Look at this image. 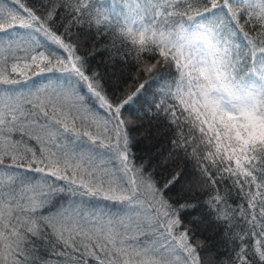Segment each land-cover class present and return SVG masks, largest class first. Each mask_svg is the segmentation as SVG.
Masks as SVG:
<instances>
[{"label":"snow or ice","instance_id":"snow-or-ice-1","mask_svg":"<svg viewBox=\"0 0 264 264\" xmlns=\"http://www.w3.org/2000/svg\"><path fill=\"white\" fill-rule=\"evenodd\" d=\"M0 264H264V0H0Z\"/></svg>","mask_w":264,"mask_h":264},{"label":"trees","instance_id":"trees-1","mask_svg":"<svg viewBox=\"0 0 264 264\" xmlns=\"http://www.w3.org/2000/svg\"><path fill=\"white\" fill-rule=\"evenodd\" d=\"M95 63V62H94ZM134 151H136L138 154L140 153V149H134ZM219 250H220V252L223 254L222 255V258L223 259H227V257H228V252H227V249L223 246V245H220L219 246Z\"/></svg>","mask_w":264,"mask_h":264}]
</instances>
